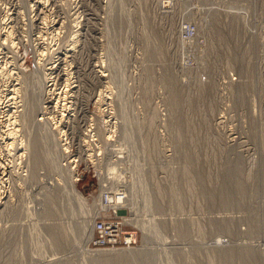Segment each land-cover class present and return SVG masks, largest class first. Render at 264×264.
<instances>
[{
  "label": "rangeland",
  "instance_id": "374dc122",
  "mask_svg": "<svg viewBox=\"0 0 264 264\" xmlns=\"http://www.w3.org/2000/svg\"><path fill=\"white\" fill-rule=\"evenodd\" d=\"M36 4L0 0V264H264V0Z\"/></svg>",
  "mask_w": 264,
  "mask_h": 264
},
{
  "label": "built area",
  "instance_id": "2783aa9c",
  "mask_svg": "<svg viewBox=\"0 0 264 264\" xmlns=\"http://www.w3.org/2000/svg\"><path fill=\"white\" fill-rule=\"evenodd\" d=\"M198 32L199 28L195 22L185 21L181 25L180 33L182 36H180V39L183 41V43H191L193 40H195V35H198ZM76 178V181L80 179L79 173H77ZM100 180H103V178ZM110 182L114 183L113 180L103 181L104 193L101 198L97 197L96 199L99 210L97 209V216L92 223V230H94L92 244H94L96 247L112 248L121 243L126 246L133 244L132 242L136 240V235L132 233L126 234V238L124 237L123 240V222L117 220V217L106 216L107 212L111 210L115 213L117 209L122 206L124 207V204L128 201L125 188H114L111 186L108 187L107 185H109ZM113 203H115V205H113ZM104 205H108L110 208L103 207Z\"/></svg>",
  "mask_w": 264,
  "mask_h": 264
},
{
  "label": "bare ground",
  "instance_id": "6f19581e",
  "mask_svg": "<svg viewBox=\"0 0 264 264\" xmlns=\"http://www.w3.org/2000/svg\"><path fill=\"white\" fill-rule=\"evenodd\" d=\"M35 1H36V3L38 4V2H39L40 0H35ZM201 1H202V0H201ZM211 1L217 2L218 0H211ZM40 3H41V2H40ZM37 4H36V5H37ZM39 8H40V7H39ZM180 31H181V29H180ZM180 36H182V35H181V33L179 32V38H180ZM196 36H197V34L195 35V37H196ZM9 41H10V40H9ZM37 54H39V53H37ZM41 55H43V53H41ZM41 55H40V56H41ZM37 56H38V55H37ZM34 68H35V67H34ZM35 69H36V68H35ZM37 70H39V69L37 68ZM37 70H36V71H37ZM39 72H40V70L38 71V73H39ZM38 73H37V75H38ZM65 74H66V73H65ZM39 76H40V75H39ZM39 76H38V77H39ZM40 78H41V76H40ZM41 79H42V78H41ZM38 80H40V79H38ZM65 80H66V79H65ZM41 81H42V80H41ZM37 83H39V82H37ZM18 84H19V83H18ZM39 85H40V84H39ZM39 88H40V87H39ZM40 92H41V90H40ZM33 96H34V95H33ZM38 96H39V95H38ZM38 96H37V97L35 96V97L38 98ZM40 96H41V95H40ZM35 97H32V98L35 99ZM23 98H24V97H23ZM29 98H30V99H29V101H30V100H31V97H29ZM34 99H33V100H34ZM23 100H24V99H23ZM26 100H27V98H26ZM33 100H31V101H33ZM100 100H102V99H99V101H100ZM27 101H28V100H27ZM97 101H98V100H97ZM102 101H103V100H102ZM54 102H55V108H57V112H58L57 115L64 117V116H63V115H64V111H65V109L67 108L66 103H64V102L62 103V102H60V100H57V101H54ZM25 103H26V102H25V100H24V104H25ZM36 103H37V102L35 101V104H36ZM24 104H23V107H24ZM30 104H33V107L35 106L34 103H29V105L26 103V107H25L26 110H23V111H22V112H23V115H24V114H25V115L23 116V119H22V115H21V117H20V118L22 119V121L24 120L25 123H26L27 119L29 118V116H31L30 113H33V110H32L33 108L30 106ZM35 107H36V106H35ZM37 107H38V106H37ZM21 114H22V113H21ZM49 117H51L52 119H55V118H56L54 115H50ZM30 118H31V117H30ZM14 119H15V118H14ZM12 121H13V120H12ZM22 121H21V122H22ZM8 122H10V121H8ZM13 122H15V121H13ZM24 122H22V123H24ZM28 122H29V120L27 121V123H28ZM15 123H16V122H15ZM15 123H14V124H15ZM25 123H24V125H26ZM11 125H13V123H12ZM24 125H23V126H24ZM8 126H9V125H8ZM9 131H10V130H9ZM60 132H61V131H60ZM60 132H59V133H60ZM11 133H13V131H12V132L10 131L9 134L11 135ZM14 133H15V132H14ZM14 133L12 134V136L14 135ZM48 134H49V131H48ZM48 134H47V135H48ZM49 136H51V135L49 134ZM52 136H54V135L52 134ZM51 139H52V138H51ZM21 142H22V141H21ZM30 143H32V142H30ZM8 146H9V144H8ZM30 147H32V145H31ZM30 147H29V148H30ZM35 147H36V146H35ZM35 147H32V148H35ZM32 148H31V149H32ZM36 148H37V147H36ZM56 148H57V147L55 146V149H56ZM31 149H30V150H31ZM30 150H29V151H30ZM35 150H36V149H35ZM35 150L32 149V151H34L35 153H37ZM56 150H57V149H56ZM34 152H32V156H34V155L36 156V154L33 155ZM29 153H30V152H29ZM29 155H30V154H29ZM30 156H31V155H30ZM32 156H31V157H32ZM29 158H30V157H29ZM36 158H37V156H36ZM29 160H31V159H29ZM32 160L34 161L35 158H34V159L32 158ZM32 160H31V161H32ZM36 161H37V159H36ZM36 161H34V162H36ZM36 163H37V162H36ZM35 165H36V164H35ZM65 178H66V179H65ZM65 178H64V181H62L61 184L75 183L76 180H77V178H76V176H75V173H71V174H70V178H71V179H69V177H68V179H67V177H65ZM100 179H101V178H100ZM60 180H61V178H60ZM60 180H59V181H60ZM103 181H105V179L99 181L100 184L102 185V187H103ZM60 182H61V181H60ZM54 184H55V183H54ZM70 188H71V191L75 194V196H76L79 200H81V193H80V191L77 190V187L75 186V184H71ZM103 193H104V187H103V190H100L99 195H98V198H101L102 195H103ZM113 205H115V203H113ZM103 207H108V208H110V206H108V205H104ZM86 222H87V220H86ZM86 222H85V223H86ZM86 224H91V219H88V223H86ZM90 235H91V233L89 234V236H90Z\"/></svg>",
  "mask_w": 264,
  "mask_h": 264
}]
</instances>
